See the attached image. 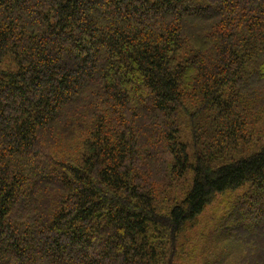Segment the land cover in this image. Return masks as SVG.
Returning a JSON list of instances; mask_svg holds the SVG:
<instances>
[{
    "label": "trees",
    "instance_id": "obj_1",
    "mask_svg": "<svg viewBox=\"0 0 264 264\" xmlns=\"http://www.w3.org/2000/svg\"><path fill=\"white\" fill-rule=\"evenodd\" d=\"M263 135L264 0H0V264H264Z\"/></svg>",
    "mask_w": 264,
    "mask_h": 264
},
{
    "label": "rangeland",
    "instance_id": "obj_2",
    "mask_svg": "<svg viewBox=\"0 0 264 264\" xmlns=\"http://www.w3.org/2000/svg\"><path fill=\"white\" fill-rule=\"evenodd\" d=\"M202 116L200 115L198 116V121L202 120ZM190 124H191V120L189 117L185 116L182 120V134L189 136L191 130H190ZM261 142H264V135L261 138ZM258 144L254 143L252 145L246 146L244 148L245 151H248L252 148H255ZM241 191V189L237 190V191H229L226 194H223L222 196H219L218 200L210 205L209 207L206 208V210L200 215V227L201 229H198L200 232L204 233V236L206 238V236H209V232L212 230L213 228H215L217 225H222L223 222L221 223V219L223 217L222 214H224V212L227 210V208L230 207L229 202L234 200V198L236 197V195ZM243 247H248V245H244ZM201 247L198 246L197 251L195 250V254H197V263L199 264L201 262V258L200 256L198 257V253H200ZM199 262V263H198Z\"/></svg>",
    "mask_w": 264,
    "mask_h": 264
}]
</instances>
